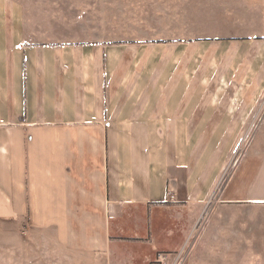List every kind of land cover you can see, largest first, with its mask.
I'll return each instance as SVG.
<instances>
[{"label":"crops","instance_id":"1","mask_svg":"<svg viewBox=\"0 0 264 264\" xmlns=\"http://www.w3.org/2000/svg\"><path fill=\"white\" fill-rule=\"evenodd\" d=\"M18 7L0 0V233L30 248L29 264L177 253L220 175L198 166L197 136L212 115L230 117L226 97L190 77L196 49L39 42Z\"/></svg>","mask_w":264,"mask_h":264},{"label":"rangeland","instance_id":"2","mask_svg":"<svg viewBox=\"0 0 264 264\" xmlns=\"http://www.w3.org/2000/svg\"><path fill=\"white\" fill-rule=\"evenodd\" d=\"M10 1L22 10L21 31L39 42L159 40L196 49L189 75L199 93L226 97L230 117L212 115L197 136L198 166L220 175L188 264H264L241 262L264 257V0ZM19 245L13 231L0 233V264H29L30 248Z\"/></svg>","mask_w":264,"mask_h":264},{"label":"built area","instance_id":"3","mask_svg":"<svg viewBox=\"0 0 264 264\" xmlns=\"http://www.w3.org/2000/svg\"><path fill=\"white\" fill-rule=\"evenodd\" d=\"M207 207L203 210L200 219L198 220L193 234L190 235L188 240L180 251L175 254H160L154 264H188L191 250L195 244L199 233L203 230V224L207 219Z\"/></svg>","mask_w":264,"mask_h":264}]
</instances>
